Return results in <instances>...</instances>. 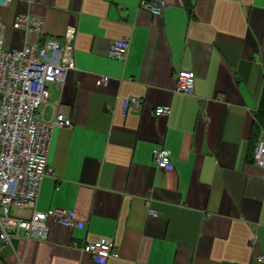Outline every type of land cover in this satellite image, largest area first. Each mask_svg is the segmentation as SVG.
<instances>
[{"label":"crops","instance_id":"0c3cea01","mask_svg":"<svg viewBox=\"0 0 264 264\" xmlns=\"http://www.w3.org/2000/svg\"><path fill=\"white\" fill-rule=\"evenodd\" d=\"M166 2L159 14L141 0L0 3L6 46L24 42L10 26L20 12L44 19L41 38L63 41L76 27L75 68L49 84L43 108L71 125L52 130L36 208L80 220H49L45 239L0 240V264H264V168L253 162L264 134V0ZM120 38L124 60L108 53ZM180 67L195 73L193 94L174 88ZM129 96L139 103L124 111ZM159 104L168 114H155ZM156 147L172 169L156 165ZM101 236L118 257L99 263L72 245Z\"/></svg>","mask_w":264,"mask_h":264},{"label":"built area","instance_id":"2783aa9c","mask_svg":"<svg viewBox=\"0 0 264 264\" xmlns=\"http://www.w3.org/2000/svg\"><path fill=\"white\" fill-rule=\"evenodd\" d=\"M7 0H0L5 3ZM153 14H159L166 0H141ZM43 18L29 13H17L10 26L24 35L21 46L5 45L7 24L0 17V240L9 244L13 238L45 239L49 233V220L67 226H77L79 218L68 208L52 206L36 208V200L44 175L50 170L47 153L55 126H70L71 118L56 111L45 118L43 108L50 95L49 84H62L68 71L75 68L73 44L76 27H66L63 41L54 37L41 38ZM129 49L127 38L110 42L108 53L124 60ZM195 73L189 68L175 71L177 91L194 92ZM107 75L99 76L96 83H104ZM135 96L123 100V110L136 108ZM170 106L156 105L155 114H168ZM153 159L160 168L172 169L169 151L156 147ZM253 162L264 168V134L260 133L253 149ZM22 211V212H20ZM155 213V209L148 207ZM72 245L104 263L108 257H118L115 241L106 236L95 240H73ZM264 262V253L258 255ZM13 264H23L16 260Z\"/></svg>","mask_w":264,"mask_h":264},{"label":"trees","instance_id":"16d2710c","mask_svg":"<svg viewBox=\"0 0 264 264\" xmlns=\"http://www.w3.org/2000/svg\"><path fill=\"white\" fill-rule=\"evenodd\" d=\"M261 114V113H260Z\"/></svg>","mask_w":264,"mask_h":264}]
</instances>
